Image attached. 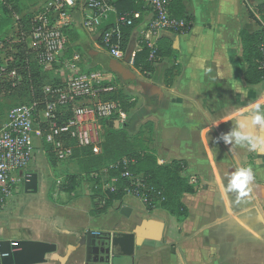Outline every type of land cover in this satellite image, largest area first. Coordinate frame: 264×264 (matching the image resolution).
<instances>
[{
    "label": "crops",
    "instance_id": "0c3cea01",
    "mask_svg": "<svg viewBox=\"0 0 264 264\" xmlns=\"http://www.w3.org/2000/svg\"><path fill=\"white\" fill-rule=\"evenodd\" d=\"M258 4L188 1L191 29L159 36L172 42L174 57L121 82L135 96L130 136L149 124L158 161L188 163L183 176L195 193L181 197L183 222L126 195L98 213L90 182L61 189L64 166L51 167L40 143L28 170L38 189L8 199L0 240L29 242L32 264H264V81L245 87L240 42L243 28L255 29L245 5ZM151 17L144 12L137 34ZM172 67L180 72L168 84Z\"/></svg>",
    "mask_w": 264,
    "mask_h": 264
},
{
    "label": "built area",
    "instance_id": "2783aa9c",
    "mask_svg": "<svg viewBox=\"0 0 264 264\" xmlns=\"http://www.w3.org/2000/svg\"><path fill=\"white\" fill-rule=\"evenodd\" d=\"M4 1L0 0V5ZM136 1L143 3L145 12L152 15L139 31L128 63L129 68L140 73L134 62L141 45H147L155 55L161 32L187 33L192 22L173 16L172 0ZM143 14L119 13L112 0H50L32 13H13L15 26L0 38V96L10 97L24 86L16 67V45L26 47V69L30 70L32 56L40 73L54 74L56 78L43 85L42 95L32 91L30 100L6 111L0 126V210L9 198L26 191L32 175L38 176L28 171L36 156V139L46 153L53 154L56 166H64L63 189L69 182L68 165L77 161L75 151L88 148L95 155L102 154L107 125L129 121V112L120 100L106 99L121 89L118 76L104 69L90 70L76 50L69 54L67 29L78 21L95 49L125 63L129 49L123 48L122 29L134 26ZM27 15L31 17L25 25L23 18ZM261 51L264 57V42ZM135 163L134 158L124 157L100 172L81 175L79 184L90 182L92 186L96 209H104L118 194L121 179L128 182L123 189L125 195L139 199L145 206L156 208L165 201L163 192L131 174L129 169ZM158 164L164 165L163 161ZM118 169L123 170L120 176H112L111 172Z\"/></svg>",
    "mask_w": 264,
    "mask_h": 264
},
{
    "label": "trees",
    "instance_id": "16d2710c",
    "mask_svg": "<svg viewBox=\"0 0 264 264\" xmlns=\"http://www.w3.org/2000/svg\"><path fill=\"white\" fill-rule=\"evenodd\" d=\"M113 4L119 13H144L145 10L143 3L136 0H112ZM190 0H172L171 1V13L177 19L186 20L191 22L192 19L187 11V2ZM251 4L259 2L258 5H251L255 7V11L259 16L257 19L254 14L251 15L255 19V22L260 29H252L245 27L240 32V42L243 48V58L247 64V70L243 75V83L245 87L255 86L261 84L264 81V57L261 51L262 44L264 42V0H249ZM13 13L22 15L17 5V0H5L0 5V38L6 35L14 26L15 19ZM250 16V17H251ZM31 15H27L23 18V23L29 20ZM142 19L136 21L132 27H124L123 32V48L128 50L132 41L135 39L136 31ZM110 26L105 29H109ZM70 30V31H69ZM67 35L72 37V43L69 45V54L75 49H81L83 46L89 45L84 42L79 43L82 37V31L75 22L71 29L69 28ZM82 33V34H81ZM185 33H177V35H183ZM17 54L19 56L16 67L20 69V74L23 76L24 86L16 90V92L10 96L16 98L18 104L30 100L32 91L38 95H42L43 85L50 82L49 75L40 73V70L33 62V57L30 56V70L26 69V47L24 45H16ZM75 48V49H74ZM174 57V51L172 42L169 39L162 38L157 42V52L155 55L151 54V50L147 45H141L137 51L134 67L140 73L146 72L153 73L155 66L158 62L166 58ZM90 70H95L93 66H90ZM179 68L172 67L166 72L167 83L171 84L173 80L179 75ZM119 81L122 82L120 77ZM123 89L121 88L116 95L108 98L109 100H120L124 106L125 111L129 112L134 109L136 103L129 100ZM11 108V107H9ZM131 123H127L125 127L116 129L109 123L105 131V139L102 146V154L95 155L91 149H77L75 151L74 158L77 161H81L80 173L72 174L69 176V182L63 186L64 190L75 191L79 185V179L81 175H91L99 172L101 169L116 163L124 157L135 159L136 163L130 167V172L133 176L142 177L146 183L155 187L157 190L163 192L165 201L157 205L156 208H163L169 211L172 215L178 218L179 222H183L187 217L188 212L185 206L181 203V197L184 194H194L195 187L191 185L189 179L183 176V173L188 169V163L185 161H173L167 165H159L156 153L144 147L146 140L143 138V134L139 133L135 136H130L129 130L131 129ZM150 127V125H148ZM49 158V164L51 167L56 166L57 161L50 151L47 153ZM122 169L112 171V176H120ZM128 182L125 179H121L120 190L118 194L112 196L111 201L104 209H96L98 213L103 214L107 211L110 203L114 199H123L125 197L124 188ZM149 209H155L148 207Z\"/></svg>",
    "mask_w": 264,
    "mask_h": 264
},
{
    "label": "rangeland",
    "instance_id": "374dc122",
    "mask_svg": "<svg viewBox=\"0 0 264 264\" xmlns=\"http://www.w3.org/2000/svg\"><path fill=\"white\" fill-rule=\"evenodd\" d=\"M50 2V0H17V5L19 7V10H20V13L23 15V14H28V13H32L33 11H36L37 9H40V8H43L45 7L48 3ZM246 8H248L250 10V12L247 14L249 15V17L251 15L254 14V16H258V14L256 13L255 9L253 8V6L251 5H245ZM257 19L259 18L256 17ZM2 18L0 17V22H1ZM250 20H251V24L253 25V27L255 29H260L261 27H258L256 22H255V19L252 18V16L250 17ZM80 26V24H79ZM81 28V27H80ZM71 29V28H70ZM69 30V28L67 29V31ZM83 29H81L82 31ZM66 31V32H67ZM70 31V30H69ZM83 33V34H82ZM82 37L83 39L80 40L79 43L83 44L84 42H87L89 43V45L94 49L93 47V44L91 43V41L86 38L87 34L82 31ZM136 36H135V40L138 39V34H137V31H136ZM70 38V44L72 43V37L69 36ZM77 52L81 53L82 54V57H83V61L85 62H88V66H93L95 68V70H101L103 69V65H101L100 63L99 64H95L96 62H100L102 60H105V59H109L110 57H108V55L105 53V52H100V55L97 59H91L87 54H86V51H85V47L83 46L81 49H75ZM131 69V68H130ZM132 71V69H131ZM134 73V72H133ZM136 75V73H135ZM145 78L146 77H149L150 76H146V75H143ZM51 78H56V75L54 74H51L48 79L50 80ZM123 89V92L125 93L124 95H126V97L131 100V101H134V94L131 93L127 87L125 85H122L121 87ZM118 92V91H116ZM116 92L110 94L108 96V98H110L111 96L113 95H116ZM106 97V99H108ZM135 102V101H134ZM18 105V101H16V98H11V97H2L0 96V126L2 125L3 121L6 119V111H8L11 107H15ZM134 109H131L129 111V113H131L132 116H130L129 118V121H132L131 120V117H134L135 115V112H132ZM128 121V123H129ZM149 124H142L138 129H136L135 131L131 130V133H142L143 134V138L146 140V142H144V147H146L147 149H151L152 145L154 144L156 138H157V130L154 129L153 126H148ZM130 132V130H129ZM35 145H36V148H37V152L39 153V156L41 157L42 155V147L40 146V142L38 139L35 140ZM45 157L47 159V161L49 162V158H48V155L45 154ZM71 165V166H70ZM81 161H75L73 163H70L68 165V173L69 175H72V174H75V173H79L80 172V167H81Z\"/></svg>",
    "mask_w": 264,
    "mask_h": 264
},
{
    "label": "water",
    "instance_id": "95a60500",
    "mask_svg": "<svg viewBox=\"0 0 264 264\" xmlns=\"http://www.w3.org/2000/svg\"><path fill=\"white\" fill-rule=\"evenodd\" d=\"M135 50V43L133 42L127 53L125 63L118 62L114 59H105L95 64L103 65V69L109 71L126 81L127 79L134 78L135 74L128 66L132 54ZM86 54L91 59H97L100 55L90 45L85 46ZM127 123L121 125L120 123H112L116 129L125 127ZM39 186V179L37 175H32L30 182L26 185V192H35ZM0 264H32L31 246L27 241H2L0 240Z\"/></svg>",
    "mask_w": 264,
    "mask_h": 264
},
{
    "label": "clouds",
    "instance_id": "9594fccd",
    "mask_svg": "<svg viewBox=\"0 0 264 264\" xmlns=\"http://www.w3.org/2000/svg\"><path fill=\"white\" fill-rule=\"evenodd\" d=\"M243 176H244V174L241 173V175L237 177V180L239 181ZM248 178L250 179V176Z\"/></svg>",
    "mask_w": 264,
    "mask_h": 264
},
{
    "label": "bare ground",
    "instance_id": "6f19581e",
    "mask_svg": "<svg viewBox=\"0 0 264 264\" xmlns=\"http://www.w3.org/2000/svg\"><path fill=\"white\" fill-rule=\"evenodd\" d=\"M75 49V48H74Z\"/></svg>",
    "mask_w": 264,
    "mask_h": 264
}]
</instances>
